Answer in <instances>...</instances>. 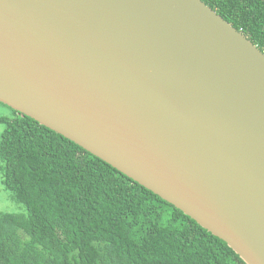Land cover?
<instances>
[{
    "label": "water",
    "instance_id": "water-1",
    "mask_svg": "<svg viewBox=\"0 0 264 264\" xmlns=\"http://www.w3.org/2000/svg\"><path fill=\"white\" fill-rule=\"evenodd\" d=\"M0 102L264 264V52L203 0H0Z\"/></svg>",
    "mask_w": 264,
    "mask_h": 264
},
{
    "label": "trees",
    "instance_id": "trees-1",
    "mask_svg": "<svg viewBox=\"0 0 264 264\" xmlns=\"http://www.w3.org/2000/svg\"><path fill=\"white\" fill-rule=\"evenodd\" d=\"M203 1L264 52V0ZM12 110L0 118V171L27 214L0 212V264H247L172 203Z\"/></svg>",
    "mask_w": 264,
    "mask_h": 264
},
{
    "label": "rangeland",
    "instance_id": "rangeland-1",
    "mask_svg": "<svg viewBox=\"0 0 264 264\" xmlns=\"http://www.w3.org/2000/svg\"><path fill=\"white\" fill-rule=\"evenodd\" d=\"M15 112L6 104L0 102V118H14ZM6 124L0 121V134L5 130ZM2 172L0 171V212L23 213L27 214L24 204L16 202L11 196V191L5 189L2 182Z\"/></svg>",
    "mask_w": 264,
    "mask_h": 264
}]
</instances>
